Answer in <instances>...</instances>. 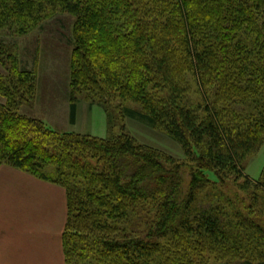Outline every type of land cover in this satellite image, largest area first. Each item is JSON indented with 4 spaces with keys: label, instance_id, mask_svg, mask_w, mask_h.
I'll list each match as a JSON object with an SVG mask.
<instances>
[{
    "label": "trees",
    "instance_id": "1",
    "mask_svg": "<svg viewBox=\"0 0 264 264\" xmlns=\"http://www.w3.org/2000/svg\"><path fill=\"white\" fill-rule=\"evenodd\" d=\"M60 14L75 19L70 87L109 133L112 105L130 102L121 115L184 157L123 127L99 139L21 114L36 76L0 40V167L63 189V264H264V168L244 174L264 145V0H0V37Z\"/></svg>",
    "mask_w": 264,
    "mask_h": 264
},
{
    "label": "rangeland",
    "instance_id": "2",
    "mask_svg": "<svg viewBox=\"0 0 264 264\" xmlns=\"http://www.w3.org/2000/svg\"><path fill=\"white\" fill-rule=\"evenodd\" d=\"M74 22L75 19L70 15H55L26 35L0 37L2 44L16 55L20 67L36 76L34 100L29 105H23L19 112L41 121L51 130L88 135L99 139H107L111 134H120V128L123 127L124 131L136 139L138 143L182 161L184 157L180 146L164 132L155 130L142 122L123 117L120 113L123 111L118 109V106L123 103L112 105L110 112L114 128L109 133L108 114L104 108L88 97L85 91L71 89L70 58L74 47ZM1 72L2 67L0 66ZM72 93L77 103L75 124L69 123ZM0 102L3 101L0 99ZM123 106L137 108L130 102L123 104ZM263 168L264 145L255 156L246 160L244 174L252 181L257 180ZM64 196L65 194L62 192L61 200ZM57 197L59 199V195ZM151 216L152 214L149 212L145 218L149 219ZM201 264L242 263L216 262L212 257L206 256Z\"/></svg>",
    "mask_w": 264,
    "mask_h": 264
},
{
    "label": "crops",
    "instance_id": "3",
    "mask_svg": "<svg viewBox=\"0 0 264 264\" xmlns=\"http://www.w3.org/2000/svg\"><path fill=\"white\" fill-rule=\"evenodd\" d=\"M62 192L10 166L0 167V264L62 263Z\"/></svg>",
    "mask_w": 264,
    "mask_h": 264
}]
</instances>
